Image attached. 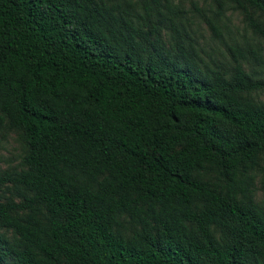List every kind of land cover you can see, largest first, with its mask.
Returning <instances> with one entry per match:
<instances>
[{
  "label": "trees",
  "instance_id": "16d2710c",
  "mask_svg": "<svg viewBox=\"0 0 264 264\" xmlns=\"http://www.w3.org/2000/svg\"><path fill=\"white\" fill-rule=\"evenodd\" d=\"M225 1L264 36V0ZM177 17L0 0V133L20 149L0 168V264H264V77L234 47L197 58Z\"/></svg>",
  "mask_w": 264,
  "mask_h": 264
},
{
  "label": "rangeland",
  "instance_id": "374dc122",
  "mask_svg": "<svg viewBox=\"0 0 264 264\" xmlns=\"http://www.w3.org/2000/svg\"><path fill=\"white\" fill-rule=\"evenodd\" d=\"M168 1L177 8V20L188 35V43L197 58L205 62H228L230 55L227 47H234L246 56L242 62L245 71L264 77V36L251 28L230 3L225 0ZM207 18L217 26L218 34L209 29L205 21ZM256 19L264 27V15L259 14ZM164 37L168 39V30ZM253 51L258 52V59L253 58ZM257 97L262 100L264 90L259 91ZM19 152L15 136L0 133V168L14 165L18 161ZM250 187L253 202L264 212V159L253 171Z\"/></svg>",
  "mask_w": 264,
  "mask_h": 264
}]
</instances>
